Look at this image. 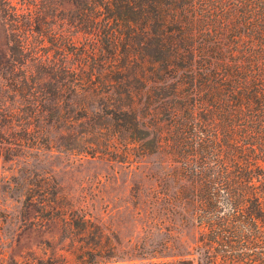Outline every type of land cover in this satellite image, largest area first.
<instances>
[{"label":"trees","instance_id":"16d2710c","mask_svg":"<svg viewBox=\"0 0 264 264\" xmlns=\"http://www.w3.org/2000/svg\"><path fill=\"white\" fill-rule=\"evenodd\" d=\"M49 144L166 153L213 262L264 264V0H0V154ZM61 211L66 254L27 264H107Z\"/></svg>","mask_w":264,"mask_h":264},{"label":"rangeland","instance_id":"374dc122","mask_svg":"<svg viewBox=\"0 0 264 264\" xmlns=\"http://www.w3.org/2000/svg\"><path fill=\"white\" fill-rule=\"evenodd\" d=\"M177 168L164 152L117 161L49 144L0 154V264L66 254L65 208L79 209L102 232L107 264H219L199 242L191 205L173 197L185 185Z\"/></svg>","mask_w":264,"mask_h":264}]
</instances>
